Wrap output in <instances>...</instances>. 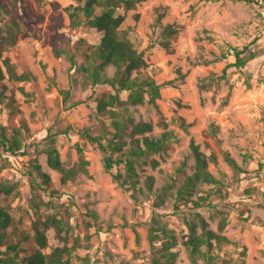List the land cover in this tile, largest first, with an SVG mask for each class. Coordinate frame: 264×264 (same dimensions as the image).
Wrapping results in <instances>:
<instances>
[{"label": "rangeland", "instance_id": "rangeland-1", "mask_svg": "<svg viewBox=\"0 0 264 264\" xmlns=\"http://www.w3.org/2000/svg\"><path fill=\"white\" fill-rule=\"evenodd\" d=\"M0 5L9 12L6 19L12 17L19 27L15 45L4 56L13 63L21 57L39 91L30 82L3 80L13 103L0 101V125L12 137L10 112L17 109L14 124L21 133L15 153L0 146V209L10 217L4 230L6 244L25 237L45 255L65 244L70 247L71 242L61 240L54 227L43 225L52 216L67 223L78 240L73 264H154L163 235L159 233L152 244L153 228L187 235L186 221L192 220L200 234L195 217L199 213L207 229L227 239L213 250L222 259L211 263L202 255L191 256L178 240L172 247L174 264H264V1L144 0L132 9L120 10L124 21L119 30L128 31L133 47L142 54L141 71L157 84L172 81L161 87L156 106L145 100L128 107L134 123L150 122L158 136L165 122L176 137L169 149L151 155L142 166V190L134 196L105 171L99 150L78 134L88 128L93 136L99 135L100 123L92 107L95 96L108 87L84 85L82 73L71 65L64 50L68 42L73 45L79 39L97 44L101 33L70 27L68 12L77 6L76 0H0ZM166 25L173 32L164 46L160 32ZM226 45L247 46L254 58L242 71L233 69L226 79H212L234 60L217 59ZM76 62L80 65L82 59L77 57ZM106 72L112 76L113 67ZM70 79L75 82L64 104L61 91L68 88ZM120 96L126 99L127 95ZM179 117L190 124L188 132L177 126ZM212 123L219 127L221 146L242 172L234 171L222 159L215 141L204 134ZM66 126L72 130L57 135L55 147L64 168L73 170L75 176L61 183V173L46 163L44 148L48 133ZM191 138L200 149L206 150L207 143L216 152L217 163L209 162L208 170L221 184H199L190 201L176 207L177 187L183 181L177 180V171L186 162L185 175L193 172ZM78 148L88 161L87 173L80 167ZM243 154L251 158L244 162ZM151 160L157 162L155 167ZM35 161L50 177L57 196L43 191L30 175ZM149 176L154 179L151 193L144 185ZM157 192L162 195L159 200L154 197ZM199 197H206L210 205L195 206L193 201ZM222 219L225 223L220 228ZM34 224L46 238L42 249L34 240Z\"/></svg>", "mask_w": 264, "mask_h": 264}, {"label": "trees", "instance_id": "trees-1", "mask_svg": "<svg viewBox=\"0 0 264 264\" xmlns=\"http://www.w3.org/2000/svg\"><path fill=\"white\" fill-rule=\"evenodd\" d=\"M77 6L68 12L70 18V27L76 30H84L88 33L95 29L101 33L97 44H90L79 39L75 44L68 42L64 50L67 58L73 67L82 73V82L91 88L96 86H107L108 89L100 92L94 98L93 111L100 123V133L93 136L88 128L78 131V134L85 138L92 146L99 150L104 163L106 172L111 173L112 178L120 184L130 195L141 191L140 171L142 166L147 163L149 157L169 149L176 137L172 130L167 129V124L162 122L160 125L163 131L158 135L153 134V125L150 122L138 121L134 123L128 116V107L147 103L156 106V100L160 98V90L164 84H172L168 81L163 84H157L154 79L141 71L144 64L142 54L132 45L128 37V31L119 30L124 21V14L120 10H129L136 4L144 0H76ZM264 1V0H262ZM68 10V9H67ZM9 12L0 5V101L8 99V105L11 106L13 100L6 95L7 86L3 83L4 79L10 82H30L34 90L39 93L36 78L30 72L21 57H17L13 63L4 53L13 47L16 43V36L19 32L18 24L12 17L6 19ZM159 18H161L159 16ZM173 30L170 25L162 27L160 32V42L167 46L166 42ZM80 57L82 63L77 65L76 58ZM233 57V62L227 63L222 69L221 76L213 75V79H226L230 70L242 71L249 60L254 58V53L249 51L247 46L243 48L226 45L217 59L227 60ZM112 66L114 72L109 76L106 68ZM20 70L18 73L17 70ZM181 80V79H180ZM75 80L70 79L68 88L61 91L63 94V103L67 104L71 96V88ZM126 93V99L121 98V93ZM17 109L10 112V125L13 127L11 136L7 137L4 128L0 125V146L5 151L15 153L19 150L20 130L15 127L14 116ZM108 120V123H105ZM21 124L25 126L21 119ZM177 126L184 132H188L190 126L182 117L178 118ZM72 130L70 126L59 127L56 132L48 133L44 151L46 153V163L51 169L61 173V183H66L74 178L73 170L66 169L60 160L59 152L55 147V137L59 134H68ZM219 127L212 123L208 130L204 132L207 137L212 138L219 146V153L222 159L234 170L242 172L243 169L231 157L229 152L221 145L218 137ZM205 149H200V145L193 138L190 139L189 147L194 158V167L191 175L186 176L184 168L186 162L181 164L177 171V180L183 178L181 184L177 187L176 207L180 203H187L201 183H206L213 187H218L221 182L217 180L208 170V163H217L216 152L211 149L207 143H204ZM80 155V167L87 173L86 166L88 161L83 158L82 149H77ZM251 158L248 154H243V161ZM153 167L157 162L151 160ZM123 168L124 172H119ZM116 170V171H114ZM32 178L38 180L42 190L58 195V192L51 189V180L48 174L42 171L41 166L35 161L31 164L29 172ZM177 180H174L176 182ZM154 179L149 176L144 180L146 189L151 193L153 190ZM161 193H155V199L161 198ZM195 206H209L206 197H199L198 201H193ZM89 216L95 217L92 212ZM199 221L202 232L196 233V224L192 220H187L186 225L188 234L176 235L174 232L156 230L153 228L150 240L153 244L154 238H160L159 233L163 235L159 256L153 260L154 264H174L176 252L172 250L175 243L179 240L191 256L202 255L209 262H214L215 258L222 259L221 256L213 254L215 248L227 242V239L207 229V223L203 216L195 213ZM9 215L0 209V264H73L75 247L78 246V240L69 232V225L62 220H56L50 216L43 225H51L55 228L57 236L63 241L71 242V246L64 245L54 248L49 254L45 255L34 246L28 238L18 239L16 242L5 243V232L9 224ZM225 219H222L220 228L223 227ZM34 226V240L39 248H44L46 238L36 224ZM153 246V245H152Z\"/></svg>", "mask_w": 264, "mask_h": 264}]
</instances>
